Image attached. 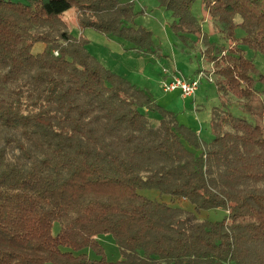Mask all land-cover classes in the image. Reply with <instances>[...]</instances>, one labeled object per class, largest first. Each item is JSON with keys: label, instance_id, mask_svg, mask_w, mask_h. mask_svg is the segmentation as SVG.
Instances as JSON below:
<instances>
[{"label": "trees", "instance_id": "trees-1", "mask_svg": "<svg viewBox=\"0 0 264 264\" xmlns=\"http://www.w3.org/2000/svg\"><path fill=\"white\" fill-rule=\"evenodd\" d=\"M157 1L175 34L199 39L195 0ZM201 4L233 40L224 48L205 37L217 89L240 99L252 119L224 103L213 108L206 143L149 91L98 63L62 18L74 8L81 28L148 53L151 32L128 24L133 2L0 0V264H264V90L255 89L264 75L245 56V48L264 54V0ZM218 208L226 210L220 221L196 217ZM104 234L121 259L104 257Z\"/></svg>", "mask_w": 264, "mask_h": 264}, {"label": "rangeland", "instance_id": "rangeland-1", "mask_svg": "<svg viewBox=\"0 0 264 264\" xmlns=\"http://www.w3.org/2000/svg\"><path fill=\"white\" fill-rule=\"evenodd\" d=\"M25 3V0H10ZM121 3L133 2V21L130 26H141L151 32V52L139 53L134 45L117 35L107 34L91 27L81 28L76 21V11L69 8L62 14L63 20L68 25V30L73 37L85 40L86 51L95 58L104 68L127 79L134 86L149 91L156 102L172 111L177 121L194 130L202 143L209 142L212 138L210 129V117L213 108H220L224 103L225 109L234 117L246 119L252 122L249 114L242 107L240 99L229 94L221 98L217 89L214 73V65L205 57L202 51L205 49V37L207 41L215 45H223L224 48L232 46L233 40L226 38L223 26L211 21L208 12L201 4V0H195L191 12L194 17L202 22V33L198 38L194 35L175 34L171 24L174 21L170 11L163 8L157 0H119ZM206 34H208L206 36ZM236 37L243 36L241 28L235 30ZM231 43V44H230ZM43 49L42 43L32 46V53L36 54ZM55 51V50H54ZM53 51V52H54ZM57 52V51H56ZM245 56L251 59L260 75H264V54L245 48ZM167 69V73L163 69ZM202 73V76L198 73ZM177 75L184 79H197L198 88L192 97L182 98L179 90L165 92L160 83L166 76L168 80ZM257 78V77H255ZM255 89L263 97L264 86L257 82ZM159 116L149 113L151 122L156 125ZM140 193L152 200L169 202V196L160 195L154 189H143ZM184 201L177 206L186 210L193 207ZM197 219H209L220 221L226 216V210L222 208L200 210L196 213ZM59 223L55 222L51 228V234L59 231ZM98 241L103 248L104 257L108 261H116L122 258L121 252L108 234L98 236ZM90 259L98 256L92 249L82 251ZM51 264V263H46Z\"/></svg>", "mask_w": 264, "mask_h": 264}, {"label": "built area", "instance_id": "built-area-1", "mask_svg": "<svg viewBox=\"0 0 264 264\" xmlns=\"http://www.w3.org/2000/svg\"><path fill=\"white\" fill-rule=\"evenodd\" d=\"M53 53L57 55L56 51ZM163 72L167 73V70L163 69ZM198 74L202 76L201 72ZM160 86L165 92H170L177 89L180 91L182 97H192L198 88V80L180 78L175 74L170 80H162Z\"/></svg>", "mask_w": 264, "mask_h": 264}, {"label": "crops", "instance_id": "crops-1", "mask_svg": "<svg viewBox=\"0 0 264 264\" xmlns=\"http://www.w3.org/2000/svg\"><path fill=\"white\" fill-rule=\"evenodd\" d=\"M168 77H169V76H166L165 79H163V80H167ZM179 96L182 97L180 93H179ZM182 98H183V99H184V98L186 99V98H188V97H182Z\"/></svg>", "mask_w": 264, "mask_h": 264}]
</instances>
